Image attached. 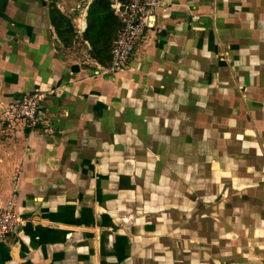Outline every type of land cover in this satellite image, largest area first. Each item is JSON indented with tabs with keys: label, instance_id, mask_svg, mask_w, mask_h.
Masks as SVG:
<instances>
[{
	"label": "rangeland",
	"instance_id": "374dc122",
	"mask_svg": "<svg viewBox=\"0 0 264 264\" xmlns=\"http://www.w3.org/2000/svg\"><path fill=\"white\" fill-rule=\"evenodd\" d=\"M178 1L159 0L157 13L140 36L136 50L127 65L117 70L111 68L112 49L124 24L120 11L128 0H0V183L12 177L6 172L18 162L13 152L24 149L31 136L38 145L44 135L53 133L55 118L64 112L46 111L51 108L47 102L72 103L77 73H82L81 79L98 81L92 87L100 84L107 89V98L116 105L112 121L119 123L135 114V97L143 76L142 88L154 92L152 101L162 111H155L152 127H132L142 130V137L134 133L124 145L126 162L139 168L136 176L142 184L138 185L137 198L133 190L120 196L135 198L136 215L145 213L133 226L142 239L137 249L142 253L133 256L135 264H264V188L255 187L246 195L247 180L239 181L249 176V181L260 184L263 176L261 170L247 172L254 162L243 151L248 144L242 146L234 140L247 133L240 125L246 120V108L230 110L233 100L245 106L247 89L264 88V0H250V4L246 0H181L186 3L182 17L177 16L181 14ZM26 7L36 13L39 9L48 11V29L42 34L49 45L40 43L49 60L43 67L59 72L57 81L37 77L39 56L25 61L40 47L23 40L24 34L33 35L19 27L27 22ZM219 8L221 12L214 14ZM200 10H206L211 22L203 28L194 24ZM81 17L86 21L84 29L77 20ZM176 24L179 27H174ZM180 26L185 28L177 37L186 34L191 48L188 45L181 50L175 35L169 37L174 40H167L166 34L180 31ZM172 42L178 46L173 53L177 59L168 64L163 60ZM132 60L139 68L146 65L147 72L123 78L135 66L130 65ZM84 88L79 87L81 91ZM256 102L264 103L263 97ZM174 104L180 112L167 107ZM122 105H128L126 112L120 109ZM199 105L204 110L198 111ZM173 116L175 133L167 121ZM260 117H264L262 112ZM231 118L238 124L230 126ZM253 130L257 134V128ZM155 133L158 139L154 143ZM258 133H263L259 127ZM78 144L81 146H74V152L86 151L85 141ZM258 145L261 153L263 144ZM139 151L156 159L138 156ZM231 155L234 165L227 163ZM124 179L121 185L135 181L129 176ZM96 242L100 246L99 239ZM99 256L98 264H104ZM85 257L76 256L74 264H91Z\"/></svg>",
	"mask_w": 264,
	"mask_h": 264
},
{
	"label": "crops",
	"instance_id": "0c3cea01",
	"mask_svg": "<svg viewBox=\"0 0 264 264\" xmlns=\"http://www.w3.org/2000/svg\"><path fill=\"white\" fill-rule=\"evenodd\" d=\"M179 1L181 14H177V16L182 17L186 3ZM163 2L164 0H162ZM245 2L246 4L251 3L250 0ZM254 2L255 0H253ZM188 4L190 5L189 2ZM24 9L28 15L27 22L19 27H22L21 29L25 32H33V35L24 34L23 40L40 46L38 51L32 52V56L26 57L25 61H34L36 56H39L37 77L40 80L47 78V82H52L53 79L57 81L60 73L57 71L51 73L49 68L43 67L49 60L48 52L41 49L40 43L46 42L49 45L48 39L44 38L42 34L48 29L50 21L48 11L39 9L36 13L28 7ZM158 12L160 14V11ZM177 12L179 13V11ZM220 12V8L214 9V14ZM205 14L206 10H200L199 20L194 23L200 26L199 28L206 27L211 23ZM183 19L185 20V17ZM77 20L80 28L84 29L85 18L81 17ZM214 22L217 23V20ZM174 27H179V24ZM184 28L185 26H180V31L176 30L166 34L167 40L174 35L176 39L177 33H183ZM215 28H217L216 24ZM36 33L40 34L38 38H35ZM171 39L172 37L169 41ZM177 42H179L181 50H185L188 45L191 48V45L187 43L186 34L178 36ZM28 47L30 48V45ZM170 47V53L163 62L168 61V64H173L171 60L177 59V57H173V53L178 50V46L172 42ZM184 62L185 57L183 64ZM130 65L135 66L132 68V72L130 70L128 73H124L123 78L128 77L131 73L135 75L136 72H139L143 75L144 72H147L146 65L141 64L139 68L135 60H132ZM174 66L172 65V70ZM181 69L182 77H184L185 66L183 65ZM45 72L46 76L44 77ZM48 72L49 75H47ZM80 75H82L80 72L76 74L77 81H74V86L71 85L77 89L74 91L72 103L53 102L51 104L47 102L51 108H45L46 111L64 112L62 117L55 118L53 133H49L48 136L44 135L42 143H38V145L32 141L31 136V141L26 143L24 149L17 153L13 152L18 162L10 165L7 169V175L12 176L10 180L0 183V206H4L6 201L12 200L13 208L21 216L23 222L17 227L16 233L10 234L7 238L5 237L6 239L2 238L4 241L0 239V264H74L76 256L81 254H84L86 262L89 261L91 264H98L97 254H100V260H107V262L103 261L104 264H135L137 259L133 256L142 251H137L141 248L142 239L136 235L135 228L133 229V226L136 225V218L145 214L139 212L136 215L137 204L134 203L138 195L136 193L138 185L142 182L138 183L139 177L136 176V169L138 171L139 168L132 164L128 165L127 157L124 156L123 151L126 149L125 143L128 142L132 134L137 133L141 138L142 128L152 127L155 111L160 112L162 108L152 101L154 92L150 93L148 88H142L144 77L140 76L141 83H138L140 88L136 93L138 96L135 97V114L132 115L133 117L129 116L126 121L122 122L121 119L120 123L112 121L115 118L112 109L116 105L111 104L107 98V89L100 88V84L97 87H92V84H96L98 81L93 83L92 78L81 79ZM46 84L44 83V85ZM101 84L103 85V83ZM82 86L85 88L81 91L79 87ZM250 97L252 98L251 102H249ZM261 97L264 99V88L257 86L251 90L247 89L245 106L242 102L233 100L234 105L230 107V110L246 108V120L242 119L240 125L247 130V133L238 138L235 136L234 140L240 141L242 146L245 142H247L246 146L248 144L247 149H243V151H247L248 156L254 162L249 165L251 167L247 166V172L261 170V176H263L260 184H258L259 181H249L252 179L249 176H244L245 179L239 178V181L247 180L244 181L249 187L245 192L246 195L250 194V189L255 190V187L262 186L264 188V117H260V112L264 114V103L256 102V98L261 100ZM182 105L184 106V104ZM125 106H120V109L126 112L128 105ZM167 107L170 108V111L180 112V108L176 104L167 105ZM199 110H204L201 105L198 106ZM121 112L118 114L119 116H123L124 113L121 114ZM186 118L184 116L183 120ZM167 121L173 128L171 133H175L174 116L171 120L168 117ZM237 124L238 121L230 119V126L233 127ZM132 127L142 130L134 131ZM258 127L259 130H263L262 134L258 133ZM256 128L257 134H254L255 130L253 129ZM155 134L154 143L158 139V133ZM140 138H137V142L142 144ZM83 141L86 142V151L74 152V146H81L78 143H83ZM260 143L263 144L261 153L258 148ZM253 149H256L254 154L252 153ZM141 154L142 152L139 151L138 156ZM144 156L156 159V156L150 153L141 155L143 158ZM42 158L44 160L40 161ZM233 159L235 158L232 155L227 158L230 160V162L227 161L228 165L235 164L232 162ZM260 164H263L262 168H260ZM240 169L242 170V168ZM235 172L239 173V170H235ZM127 176L135 181H130L128 186L121 185L120 180L123 179L124 182V178ZM132 190L135 193V198H121V192L128 193ZM96 239H99L100 246L97 245Z\"/></svg>",
	"mask_w": 264,
	"mask_h": 264
},
{
	"label": "built area",
	"instance_id": "2783aa9c",
	"mask_svg": "<svg viewBox=\"0 0 264 264\" xmlns=\"http://www.w3.org/2000/svg\"><path fill=\"white\" fill-rule=\"evenodd\" d=\"M158 5L159 0H128L123 11H120L124 16V24L114 41L112 69L121 70L127 65L138 46L140 36L157 13ZM22 222L13 208L12 200L0 206V238L13 234Z\"/></svg>",
	"mask_w": 264,
	"mask_h": 264
}]
</instances>
